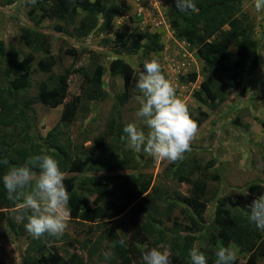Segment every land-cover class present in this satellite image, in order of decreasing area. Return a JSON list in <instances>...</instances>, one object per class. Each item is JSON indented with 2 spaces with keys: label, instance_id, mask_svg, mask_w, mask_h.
<instances>
[{
  "label": "trees",
  "instance_id": "trees-1",
  "mask_svg": "<svg viewBox=\"0 0 264 264\" xmlns=\"http://www.w3.org/2000/svg\"><path fill=\"white\" fill-rule=\"evenodd\" d=\"M17 1L0 0V5L11 6ZM23 1L29 23L21 24L16 43L0 40V161L8 160L7 164L0 163V243L12 235L26 238L29 249L22 264H143L142 254L150 247L168 249L172 264H191L189 251L193 247L205 254L207 264H216V251L223 247L235 252L234 264H264V231L249 221V204L245 206L246 202L264 195V184H247L241 188L239 198L230 194L219 198L218 189L210 197L209 190L214 189H209V182H222L223 167L218 166L216 158L206 160L196 147L191 146L183 160L166 162L159 180L154 181L153 174L141 167H154L156 160L143 151L136 152L126 140L120 139L127 124L118 119L110 120L105 130L96 126L93 131H80L76 136L81 141L78 143L72 140L71 133L65 132L89 104L109 97L103 80L107 74L126 80L125 91L117 96V109L136 96L130 89L131 68L122 58V52L149 61L164 47L162 33L118 32L115 39H102V46L109 47L111 53L97 52L87 43L88 39L107 36L114 29V19L130 10L124 3L37 0L33 6ZM194 2L198 11L181 12L172 0L165 16L176 39L188 43L203 63L205 81L196 93L197 100L216 110L246 79L259 68L264 69V49L255 18L245 10V0ZM47 22L61 36L60 56L53 52L55 36L43 28ZM69 40H76L82 48L72 49L67 45ZM85 56L90 58L83 66H64L67 57L77 62ZM75 76L85 79L86 85L79 93L70 89ZM196 77L197 73L191 74L192 81ZM38 105L48 109L64 107L59 125L46 136L36 132V120L31 116ZM199 115L196 121L201 127L208 115L204 111ZM239 123L237 118L234 124ZM89 141L92 144L85 146ZM37 155L53 156L68 174L64 183L70 196V218L86 227L91 237L74 240V251L65 249V257L45 243L62 235L26 236L25 224L31 210H14L23 196L8 199L3 184V176L11 168L22 166ZM33 171L38 177L40 169L35 167ZM28 189L33 190V181L24 192ZM116 193L125 197L121 203L116 204ZM130 204H136L130 209L132 214H142L145 218L141 229L133 235L136 243L128 240L123 223L110 221ZM210 204L216 205L215 211L211 212ZM175 212L188 221L173 219ZM21 215L24 219H20ZM66 238L67 235L62 237ZM120 239L126 246L113 247ZM104 245L106 249L102 250ZM105 252L109 253L107 260ZM13 259L3 256L0 264H12V261L15 264Z\"/></svg>",
  "mask_w": 264,
  "mask_h": 264
},
{
  "label": "rangeland",
  "instance_id": "rangeland-1",
  "mask_svg": "<svg viewBox=\"0 0 264 264\" xmlns=\"http://www.w3.org/2000/svg\"><path fill=\"white\" fill-rule=\"evenodd\" d=\"M135 0H118V2L130 3V5L135 4ZM142 1V4L145 3L150 6L153 0H138L137 3ZM156 3H164L161 0H154ZM136 3V4H137ZM166 6L168 5L165 3ZM255 0H245V10L255 18V21L258 25V38L262 43V49H264V10L258 11L255 6ZM165 8V5L161 7ZM152 13L154 9L152 8ZM26 7L25 1L18 0L15 4L11 6H2L0 5V40H5L6 42L16 43L18 41L19 31L21 24H28L26 19ZM164 10L161 12V15L158 14L156 17L150 16L145 24L142 25L144 30L151 27L152 32H157L163 30V43L166 49L161 53L162 60L159 59V55H153L151 60L155 59L160 61L166 66V68H172L170 64H178L173 62V60L178 62H186L192 70L201 71L202 64L195 58L194 55L188 57L179 55V50L172 43V32L169 29L170 27L160 25L165 20L163 15ZM134 13L128 12L125 16L121 17L120 20L115 23V31L111 36L114 37L116 32H127L136 30L135 23H131L132 15ZM163 16V18H162ZM27 20V21H26ZM159 20V21H158ZM166 22H164L165 24ZM163 24V22L161 23ZM43 28L47 30L50 34L55 36L52 40L53 52L55 55L60 56V48L62 41H60V35L55 31L54 27L50 23H45ZM168 30L166 31V29ZM117 32V33H118ZM58 37V38H57ZM68 41V40H67ZM67 43L72 49L80 50L82 45L78 42ZM89 44L97 52L107 51L111 53L112 51L109 48H103L100 45L101 37L97 39L90 38ZM66 45V44H65ZM122 56L125 61L130 66V89L135 93V97L129 100L125 106L116 108L117 105V96L122 94L126 89V80L121 78H112L109 74L103 77V80L108 84L105 88L107 94L109 95L105 101H95L89 104L86 111L80 112L77 118V122L68 130L65 128V132L72 135V140L75 143L81 142L79 137H76L82 130L93 131L96 126L103 127V130L106 129V124L112 119H118L122 124L136 123L141 130L147 133L148 129L143 124L142 118H138L136 113L141 107V102L144 100L143 93L138 89L134 88L135 80L139 77L140 73L143 71L142 65L145 62V58L142 56H136L129 54L126 51L122 52ZM178 56H180L178 58ZM86 57V58H85ZM81 61L74 60L73 57H67L64 60V66L68 67L74 64V66H83L87 63L90 57L85 56ZM111 59V57H110ZM190 59V63L186 60ZM149 60V61H151ZM167 61V62H166ZM166 62V63H163ZM161 66L163 67L164 65ZM169 66V67H168ZM62 67V66H61ZM58 70V69H56ZM260 78H263L264 75H261ZM262 79L255 77L250 82L245 83L239 91H236L227 102L216 110L209 108L207 105L200 104L195 101L193 98L194 92L200 88L201 85H196L191 89V91H185L182 93L181 97L188 105L190 113L193 115V119L197 120L200 118L199 112L204 111L208 117L196 135V138L193 140L191 146L198 148L200 155L204 156L207 159L216 158L218 160V166L223 167V179L222 182L210 183L209 190L210 197H213L216 193L215 190H219V198H222L226 194H230L235 198H239L240 194L243 192L242 187L250 184L252 182L264 184V128L261 123L264 122V83ZM205 78L202 77L199 80V84L203 83ZM257 81V82H256ZM85 79L82 77H77L71 82L70 89L73 93L80 92L81 89L85 86ZM37 93L36 89L33 91V95ZM35 114H32V118L36 120L37 131L42 135L46 136L52 131L56 126L59 125L63 106L57 109H48L41 105L35 107ZM239 119V125L234 124L236 119ZM91 141L85 143V146H90ZM167 160L157 162L154 167H141L144 172L149 175L153 174L154 181L159 180V174L164 170L163 168L167 165ZM143 163V161H142ZM141 163V164H142ZM91 174V173H89ZM68 176V174H65ZM33 179V190L35 188L36 179ZM184 188L182 187V190ZM31 190L28 189L24 193L28 194ZM216 193V194H217ZM92 195V194H91ZM93 196V195H92ZM117 200L116 204L121 203L125 198L121 193H116ZM92 199L94 198L91 197ZM24 199V197H23ZM244 199H247L245 197ZM22 203H19V205ZM136 204L128 205V208L125 211V215L119 221L123 223V231L128 236V240H132L136 243V238L133 237L139 229H141L142 224L145 222V218L142 214L135 216L131 213L130 209ZM215 204H210L212 208L211 212L215 211ZM18 209V208H16ZM15 209V210H16ZM12 214V212L10 213ZM9 214V215H10ZM213 214V213H211ZM177 217L180 220L188 221L187 218L181 216L175 212L173 214V219ZM19 222H21L19 220ZM170 225V224H169ZM29 236L30 233L26 230V236ZM67 235L66 239H62ZM98 236H96L97 238ZM91 237L87 234L86 227H83L78 221L71 220L69 218L68 226L64 231L63 235L59 239H53L52 242H45L48 247L57 248L60 252H65V249L73 252V246H76L74 240L84 241L90 239ZM94 238V240L96 239ZM25 241V242H24ZM44 243V244H45ZM133 243V244H135ZM139 243V242H137ZM141 246V245H140ZM29 249V245L26 244V238H15L13 235L9 240H3L0 243V259L3 256H13L17 264H21V257L25 250ZM152 248V247H150ZM102 250L106 249V245L101 246ZM172 257L170 256V261Z\"/></svg>",
  "mask_w": 264,
  "mask_h": 264
},
{
  "label": "clouds",
  "instance_id": "clouds-1",
  "mask_svg": "<svg viewBox=\"0 0 264 264\" xmlns=\"http://www.w3.org/2000/svg\"><path fill=\"white\" fill-rule=\"evenodd\" d=\"M161 1H164V3H156V1L153 0L150 6H148L145 1L143 2L144 5L142 1L137 3L138 0H135V4L133 5L122 2L130 8L128 12L134 13L131 16L133 18L131 23L134 22L138 29L134 32H160L163 36V30L152 32L150 29L151 27L144 30L142 25L145 24L144 22H146L151 15L156 17L158 14L161 15V12L164 10L163 15L165 20H158L161 23L163 22V24L160 23L158 27L161 25L166 26V24L170 27L169 29L172 32V43L174 45L177 44L175 47L179 50L180 56L184 55L188 57L194 55L195 58H197L195 51L190 50L188 43L180 42L176 39L166 19L165 14L172 0ZM27 2L34 6L37 0H27ZM165 3L168 5L166 6ZM163 5H165L164 9L161 8ZM254 6L258 11L264 10V0H255ZM175 7L181 12L198 11L194 0H175ZM152 8L154 9V13L151 11ZM120 18L121 17L114 19V29L107 36L104 34L98 36L101 37V46L103 38L115 39V36L112 37L111 35L114 34L113 31L116 29L115 23L120 20ZM164 22L166 23L164 24ZM167 30L168 28L166 31ZM127 32L134 33L132 31ZM127 32H125V34ZM98 37L95 38L97 39ZM87 43L89 44V41H87ZM103 48L105 49V47ZM165 49L166 47L164 46L159 53V59L161 60L163 59L161 53H163ZM180 56H178V58ZM186 60L191 64L190 59ZM197 60L199 61L198 58ZM173 62L178 64H170L169 66L172 67L170 69L166 68L164 64L155 59L151 61L146 60L144 62L143 71L135 80L134 88L138 89L144 96V100L141 102V107L136 113V116L142 118L143 124L147 127L148 131L146 133L141 130L136 123H128L122 130L124 135L120 137L122 141L126 140L128 146L133 150L136 152L143 151L152 156L157 162L165 160L177 162L183 160L185 153L191 151V144L199 131L198 122L192 118L187 103L180 97L182 93L191 91V89L198 84L201 86L194 92L193 98L195 101L199 102L196 98V93L202 89L203 83L199 84L198 82L203 73L196 69L192 70L186 62H178L175 60H173ZM199 62L202 64L201 70L203 71V63L201 61ZM161 64L164 66L162 67ZM259 72L262 73L259 75ZM194 73H197V77L195 81H192L191 74ZM261 75H264V69L259 68L253 76L243 82V85L250 82L255 77L263 80V78H260ZM203 77L205 76L203 75ZM104 86L107 87L108 84L105 83ZM261 125L263 127L264 122H262ZM0 163L7 164L8 160L5 158L0 161ZM35 167L40 169L35 188L25 195L24 190L26 188H31V183L37 175L33 171ZM64 180L65 173L61 170L59 162L51 155L30 157L22 166L11 168L7 174L3 176V184L7 190L8 199L16 200L23 196V201L19 202L22 204L19 205L18 203L16 208L31 210V215L27 216L25 228L34 238H40L44 234L54 237L61 236L66 230L70 218V196ZM250 202L245 203V206L249 204L247 206L249 211L248 219L251 223L255 224L256 228L264 231V195L257 196ZM124 213L125 212L110 221L120 224L121 222L119 223V221L125 215ZM20 219H24L23 215L20 216ZM116 244L126 246L123 239L114 242L112 246L115 247ZM25 253H23L21 257V264ZM60 253L65 257V253ZM104 256L106 260L110 258L108 252H105ZM170 256L171 253L168 249L160 250L157 247H153L142 254V261L143 264H172ZM189 257L191 264H207L205 254L196 247L190 249ZM216 257V264H234L236 260L235 252L227 247L219 248L216 251ZM13 260H15V264H17L16 259L14 258Z\"/></svg>",
  "mask_w": 264,
  "mask_h": 264
}]
</instances>
